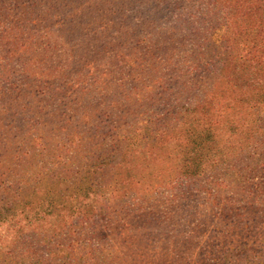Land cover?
<instances>
[{
	"label": "rangeland",
	"instance_id": "obj_1",
	"mask_svg": "<svg viewBox=\"0 0 264 264\" xmlns=\"http://www.w3.org/2000/svg\"><path fill=\"white\" fill-rule=\"evenodd\" d=\"M26 31L39 49L44 30ZM49 31L72 58L91 48L88 71L63 80L80 81L73 112L58 95L43 117L51 97L22 78L26 57L12 66L8 46L0 61L13 84L0 92V264H264V102L205 73L222 64L225 30H198L193 46L215 45L200 54L156 53V74L123 62L128 30H87L88 44L68 30L75 46Z\"/></svg>",
	"mask_w": 264,
	"mask_h": 264
},
{
	"label": "trees",
	"instance_id": "obj_2",
	"mask_svg": "<svg viewBox=\"0 0 264 264\" xmlns=\"http://www.w3.org/2000/svg\"><path fill=\"white\" fill-rule=\"evenodd\" d=\"M21 19L25 20L26 26L19 23ZM108 28L128 30L124 35L126 51L122 54V59L124 63L130 64V71L135 73L138 70L142 73L152 66L151 73L155 74L159 72V64L153 62L156 53L159 54L156 56L158 60L160 56L165 55L169 46L174 48L178 44L185 48L189 46L192 52L209 49L214 45L210 39L200 40L202 45L198 49L193 46L192 42L196 44V39L199 38L198 30H225L221 43L222 64L210 62V69L205 73L218 68L219 74L233 82L240 90V97L251 96L252 93L258 97L257 101L264 102V0H0V61L10 59L13 66L26 57L29 63L25 61L22 64V67L25 66L22 78H42L47 91L44 92L45 95L43 92L41 94L43 97H51V104L47 106L50 111L45 105L42 108L43 117L44 113L49 116L57 112L55 108L58 105L55 106L54 97L58 95L64 97L59 107H68V112H73V106L69 105L76 106L77 99L74 96L72 99L70 93L78 92L80 81L63 80L66 75L79 70L81 73L88 71L84 59L91 48L84 45L81 48V57L72 58L74 51L66 50V44H58L63 37L60 38L58 34L54 39L49 30H67L66 33L68 30H77L88 44L91 31L87 30ZM26 30H44L38 38L43 41L39 49L33 47L34 31ZM70 31L64 39L73 42ZM170 32L173 36L169 38ZM26 35L30 43L28 48L24 44ZM75 44L76 42H73L74 46ZM8 46L16 50L11 53L6 50ZM81 51L79 52L82 53ZM8 52L13 57L8 58ZM37 54L42 58L38 63L41 68L38 76L33 73V61ZM202 67L203 62L200 63V68ZM9 72L6 65L0 63V92L5 90L6 95L13 85ZM188 73L191 74L190 68ZM89 75L88 72L86 80ZM18 93H21V90H18ZM37 93L40 95L39 90ZM116 105L118 102H114L112 108L115 109ZM69 116L67 121L71 124L72 115ZM9 129L6 142L14 141V132L18 133V128L15 130L10 126ZM0 133L2 135V132ZM107 197L111 198L109 195Z\"/></svg>",
	"mask_w": 264,
	"mask_h": 264
}]
</instances>
